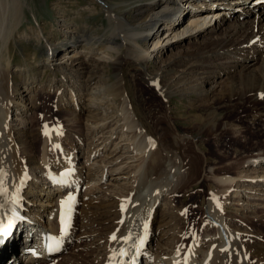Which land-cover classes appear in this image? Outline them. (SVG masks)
<instances>
[{"label":"bare ground","instance_id":"1","mask_svg":"<svg viewBox=\"0 0 264 264\" xmlns=\"http://www.w3.org/2000/svg\"><path fill=\"white\" fill-rule=\"evenodd\" d=\"M249 1L251 2L249 3ZM185 2L186 0H91V5L96 6L104 14L105 22L92 27V21L90 23L85 21L84 15L81 13L79 17L84 19L82 22H78L77 18L74 19L75 17L63 16L65 18L62 26L65 32L57 45L52 44L50 39L45 40L41 31L38 29L34 31V27H32L31 32L37 41L41 42L42 49L47 51L48 58L45 62L42 61L39 67L42 75L31 77L29 68L24 71L20 69L22 72L21 83L14 81V76L19 70L16 72L9 70L11 58L5 66V60L3 61V57L0 58V169L7 173L6 186L9 190L8 196L0 195V205H3L0 207V218H2L0 222L5 228L15 215H23L22 221L30 220L25 215L29 210L23 211V207L28 205L29 201L34 202V206H38V200H43L39 199L40 192L37 195L38 193L31 189L33 183L36 185L39 178L42 179L40 186L44 187V184H47L49 188H53V193H61L70 189V194L74 198L75 193L77 194L79 190V197L81 195L95 197L102 192L99 191L102 188L97 186L106 178V172L117 174L112 176L110 183L105 185L110 188L103 192L105 193L103 200L80 212L77 209L73 210L71 227L67 235L61 231V202L70 194L66 197L49 198L46 203L44 201L39 203L46 205H40L41 207L35 213L29 211L32 218L36 219L35 224H29L37 225L39 228L37 234L32 233L33 229L24 231L23 222L25 224V221L14 220L13 226L7 234L0 235V264H20L21 256L19 254L27 249L25 246L29 242L33 243L31 246L34 249L28 253L29 256L26 255L28 260L26 264H35L37 261H40L38 264H43L46 262L43 259L48 257L35 258V249L38 251L41 248L35 236L42 232L48 233L58 239L65 250L71 244V238L75 234L79 219L82 220V225L87 227L85 229L89 233L98 230L96 234L101 238L96 241V244L98 248H103L96 255L98 257L96 261H84L78 253H75L73 258H67L66 261L71 264H111L113 253H118L121 248L127 247L122 238L131 233L132 239L129 243H138L139 237L144 235L143 226L147 221V239L153 241L156 233L151 232V226L158 219L157 207L164 204L167 211L174 210V199L177 192L190 188L197 179H206L204 172L200 177H194L193 167L185 162V159L177 157L173 163L177 165V173L181 174L178 176V186L173 189L172 186H169L170 183L166 185L157 183L148 196H146L147 194L139 195L141 186L148 180L152 181L158 178L165 169L166 160L171 159V155L166 151L169 140L167 137H163L162 133L158 147L153 149L155 145L153 142L147 141L145 137L141 138L142 143H137L138 145H134L133 140L134 143L127 145L131 149L130 156L119 163V166L107 168L106 164L100 169L99 166L96 169L89 167L88 177L84 180L81 171L74 166L75 153L68 151L66 154L60 137L54 129L47 128L42 132L40 124L36 123L33 118L30 122L31 133H27L28 139L21 143L25 145L23 148L19 145L20 139L16 136L17 131L13 130L9 120L14 106L17 115L22 113L20 105L15 103L16 96L23 95L19 88L24 85L30 89V86L39 82V76L43 78L48 71L50 72L48 87L60 86L62 91L57 90L59 93L65 92L64 86L69 84L73 96L82 97L85 95L89 98H101L104 101L118 98L121 95L123 88L117 84L122 81L123 66L129 62L133 64L140 82L153 88L157 95L166 100L171 99L175 94L172 92L173 90L168 89V85L171 83L176 88H179L177 84L184 87L181 88L182 93L193 89L212 94L220 86L218 79L224 75L228 77L225 88L227 86L232 92L237 82L243 86V82L250 80L256 67L261 69V79L259 81L258 78V81L262 87L264 83V0H187V4ZM252 3H257V5L251 6ZM240 5V9L239 7L235 9V6ZM245 5L250 8L244 9V12L241 13L239 10ZM26 6L30 7L28 0H20L18 3L16 16L13 17L15 24L12 32L16 31L15 35L23 25ZM259 7L262 10H259ZM163 31H166L168 37H174L177 34H180L181 37L176 39V42L163 45V40L160 39V32ZM201 34H205L202 41L194 42L187 47L189 50L200 48V51H196V53L189 52V50L179 51L177 56H172L166 61L161 60L162 70L158 72L146 70V65L153 62V53L159 55L170 47L178 43L181 44L184 40L190 42V40L199 38ZM14 38L17 40L16 36ZM149 41L152 42L149 47H146L145 42L149 43ZM150 47H152L151 50ZM61 50L65 52V60L57 63L55 54ZM260 59L262 62L257 66ZM104 66L109 68L116 78L117 84L112 88L102 84L104 79L99 73ZM174 67L183 69L171 76ZM18 74L21 75V73ZM193 82L199 85L197 89H194ZM209 83L214 86L207 88ZM262 93L263 91L259 92V95ZM45 95L56 98L57 92L55 94L47 92ZM229 95V93H225L223 96ZM36 102V97L32 98L31 109L35 107ZM121 111L123 112L122 119L125 122L120 125H118L119 121L88 124L87 130L93 136L92 140H95L91 146L94 142L99 141L109 145L119 138L121 140L119 144H116V150H118L123 147L125 140L135 138L136 141L140 131L133 129L137 124L131 118L127 106L123 107ZM28 113L27 109L24 115H28ZM21 121L25 122L24 118ZM40 133H43L41 141L38 137ZM120 144L121 146H119ZM149 151L150 155L148 156ZM89 153H93V150L91 149ZM56 155L57 157H55ZM35 161L39 163L38 173L31 167ZM90 165L93 166V164ZM241 169L242 171L236 176L220 175L215 179L218 186L215 197L219 198L220 205L223 203L224 196H231L232 199L236 197L239 202L244 198V201L241 202L244 204V208L242 206L241 209L244 212H247L246 209L248 211L252 209L248 220H261L264 223V157L257 155L250 160L247 158L246 162L241 164ZM70 170L74 171L71 176L67 177L68 183L66 185L58 183L57 181L63 174ZM119 173H127L130 176H121ZM21 181H24L22 186ZM112 181L114 182L111 183ZM17 188L20 189L21 200L19 204H13L10 202V198L16 194ZM240 189L241 191H239ZM240 192L243 193L242 196L238 194ZM104 199L107 202L104 203ZM162 200L164 203H161ZM77 203H79V199L75 202V208ZM206 205L207 209L204 208V219L201 222L203 225L201 236L185 246L183 243L177 244L176 242L181 237L180 235L178 239H175L174 246H162L157 256L169 253L170 264H252L250 260H247L246 244L244 241H240L239 234L241 232L233 230L229 222L225 220L223 213L226 208L222 206L221 211L213 198L208 199ZM247 205H249L248 208H246ZM113 213L119 216L118 221L108 222V218ZM258 213L261 214V217L258 216ZM44 215L47 218L46 225L43 224ZM107 224H111L107 229L108 232H102ZM105 235L106 240L103 239ZM113 235L117 237L115 241L111 239ZM76 247L80 249L78 245ZM221 249L227 250L222 251ZM132 255H135V249L130 250L129 258ZM151 258L152 252L146 241L141 253L136 257V262L137 259L147 262ZM123 259L126 258L117 255V260ZM168 261L155 258L150 262L151 264H167Z\"/></svg>","mask_w":264,"mask_h":264},{"label":"rangeland","instance_id":"2","mask_svg":"<svg viewBox=\"0 0 264 264\" xmlns=\"http://www.w3.org/2000/svg\"><path fill=\"white\" fill-rule=\"evenodd\" d=\"M19 2L20 0H0V58L3 57V61H6H4V66L9 58H11L9 70L11 72L19 70L16 72L17 75L14 76V81L17 83H21L22 80V72H20V69L24 71V69L29 68L31 77L34 75H42L40 74L39 67L42 61L45 62L48 58L47 51L44 48L42 49L41 42L39 43L35 35L31 32L32 27H34V31L36 29L40 30L43 36H45V40L50 39L52 44L57 45L63 38L62 35L65 32L62 26L65 17H75L74 19L77 18L78 22H82L84 19L79 17L81 13L84 15L85 21L88 23L92 21V27L105 22L104 14L96 6L91 5V0H28L30 7H25L26 15L23 25L15 35L16 31L12 32L15 24V18L13 17L16 16ZM186 2L185 4H187ZM255 5L257 3H252L251 6ZM238 7L240 9L241 5L235 6V9ZM247 8L250 7L245 5L239 11L243 13L244 9ZM258 9L262 10L261 7ZM160 35L161 41L163 40V45L173 43L174 41L176 42L181 37L180 34L175 35L174 37L176 38L172 36L168 37L169 35H167L166 31L160 32ZM204 35L201 34L199 38L190 40V42L184 40L181 44L178 43L159 55L153 53V62H149L146 65V70L150 72L162 70L161 60L166 61L172 56H177L179 51L189 50L187 47L194 42L202 41ZM14 36L21 42L15 40ZM151 42H145L146 47H149ZM199 49L189 50V52L196 53V51H200ZM64 54V51H58L55 54V59L57 60L55 62H64ZM84 59L86 60V58ZM261 62L262 59L259 60L257 66ZM182 69L181 67H174L173 71L170 70L172 71L171 76L176 75ZM260 71L261 69L256 67V71L251 74L250 80L243 82V86L240 85V82H237L232 92H230V88L227 86L225 88L228 78L227 75L218 79V85L220 86L212 94L209 92L195 91L193 89L182 93L181 88L184 87L177 84L179 88H176L172 85L173 83H168L170 84H167L169 86H167L168 89L170 88V91L173 90L172 92L175 94L171 99L166 100L162 96L157 95L153 88L140 82V78L131 62L123 66L122 81L119 84H117L116 78H114L111 70L104 66L100 71L101 74L99 73L104 79L102 84L104 83V86H111V88L117 84L123 88L118 98L107 101L97 97L89 98L85 95H82V97L73 96L69 84H65V92L62 94L59 93L62 91L60 86L48 87L50 76V72L48 71L47 75L43 76V78L39 76V82L37 81L35 85L30 86V89H27L28 87L24 85L19 88L23 95L21 97L16 96L15 103L20 105L19 108L22 113L20 112L18 114L21 115H17V110L14 106L9 120L11 121L13 130L17 131L16 136L20 139L19 145L23 148L25 145L21 143H24L28 139L26 136L27 133H31L32 125L30 122L33 118L36 123L40 124L42 132L47 128L54 129L60 137L61 145L66 154L68 151L75 153L76 160L74 166L81 171L84 180L88 177L89 167L90 169L94 167L96 169L99 166L98 168L100 169L106 164L107 168H116L119 166L118 164L125 161V158L131 154V149L127 147L128 144L131 145L134 142V145L142 143V139L145 137L147 141L153 142L155 145L153 149L154 147H158L160 135L163 133V137H167L169 140V146L166 151L171 155V159L166 160L165 169L159 175L161 178L158 177L152 181L148 180L145 182L141 186L139 195L145 196L147 194L146 196H148L157 183L164 185L170 183L169 186H172L173 189L176 188L179 182H177L178 176L181 175L177 173V165L173 163L177 157L183 160L185 159L184 161L193 167L194 177H200L203 172L206 176V179L201 178L195 180V183L190 188L177 192L174 199V210L167 211L164 204L159 205L156 209L158 219L151 226V232L153 234L156 233V236L153 241L146 240L151 249L152 258L147 262L146 260L140 261V259H137L136 263L151 264L150 261H153L155 258L168 261L169 253L159 257L157 256L162 246H174L176 242L177 244L183 243L187 246L193 239L201 236L203 230L201 222L204 219V208L207 209L206 201L213 196L215 197L218 190L215 179L220 175L236 176L242 171L241 164L246 162L247 158L250 160L257 155L264 157V98L259 95V92L262 91V94H264V83L261 87L259 82L261 79ZM18 73H21V75ZM192 79L194 80V78ZM196 84V82L192 83L193 87L195 86L194 89L199 87ZM207 85V88L214 86V84L211 85L210 83ZM47 92H52L53 94L57 92L56 98L47 97L45 95ZM225 93H229L233 98L230 95L223 96ZM35 97L37 102L35 103V107L31 109L30 103L32 98ZM126 106L132 116L131 118L137 124L133 130L140 131L136 141L135 138L129 139L130 141L125 140L123 147L118 150H116V144H119L121 140L119 138L109 143V145L108 143H101L99 141L97 143L94 142L91 146L95 140H92L93 136L87 130L88 124L119 121L118 125H120L125 122L122 119L123 112L121 110ZM27 109L29 113L28 115H24ZM22 118H24L25 122L21 121ZM38 137L41 141L43 133H40ZM90 146L92 147L93 153H89L91 150ZM149 155L150 151L148 153ZM90 164H93V166ZM31 167L36 169L38 173L39 163L37 161ZM106 173V178L97 186L100 189L102 188L99 190L102 191L100 192L101 194L95 197L91 195V197L89 195H81L79 197V190L77 194L75 193V202L79 199V203H77L76 208L74 204L73 210L77 209L80 212L90 207V205L93 206L103 200L105 196L103 192L110 188L105 185L110 183L113 178L112 176L117 175L114 172ZM119 174L121 176H130L127 173ZM38 175L40 176V174ZM40 180L42 181L41 178L37 179V186L33 183L31 189L35 193L40 192L41 196L39 199L42 198V201L45 203L49 198L52 199L54 196L57 198L60 196L66 197L71 192L70 189H67L61 192L62 194L53 193V188H49L47 184L43 183L44 187H41ZM238 194L243 195L241 192ZM226 198H229V200H226ZM230 198L231 196H224L222 199V206L226 208L223 213L226 222H229L233 230L239 233L241 232L239 238L247 246V260H250L252 264L264 263V223L261 220H248L249 215L252 214V209L249 211L246 209L247 212L241 209L242 206L244 208V204L241 203L242 200L244 201V198L240 202L237 201L238 198L236 197L233 199ZM106 199L108 200V198ZM106 199H104V203L107 202ZM42 201L38 200V206H34V202L29 201V204L23 207V211L31 210V212L33 211L35 213L41 206L46 205L39 204L43 203ZM161 203H164V201L162 200ZM248 207L249 205L246 206V208ZM29 211L25 215L30 218L31 222L26 219L25 222L35 224L36 219L32 218ZM168 212L170 213L167 214ZM259 213L258 216L261 217ZM118 217L117 214L113 213L107 221L116 222L118 221ZM43 219L45 220V222L43 220V224L46 225L47 218L45 215ZM246 222L253 223L249 224ZM32 224H30L31 228L29 227V229H33L32 233L37 234L39 228L37 225L33 226ZM82 224V220L79 219L75 229V236L73 235L71 238L69 247L53 256L43 259V261H46L43 264H71L66 259L73 258L75 253H78L84 261L93 262L98 259L96 255L103 248H98L96 244V241L101 238L100 235L96 234L98 230L93 232L95 233L93 235ZM110 226L111 224H107L102 232L107 233V229ZM26 230L27 228L24 231ZM180 235L181 237L179 238ZM106 238L105 235L103 239L106 240ZM176 238L180 240L178 239L175 242ZM77 245L80 249L76 247ZM22 253L19 254L21 256L20 264H26L28 261L26 259L28 251H25L23 253L24 255ZM39 262L37 261L35 264ZM167 264H170V262L168 261Z\"/></svg>","mask_w":264,"mask_h":264},{"label":"snow or ice","instance_id":"3","mask_svg":"<svg viewBox=\"0 0 264 264\" xmlns=\"http://www.w3.org/2000/svg\"><path fill=\"white\" fill-rule=\"evenodd\" d=\"M261 96H262V98H264V94H261ZM45 127L47 128V126H45ZM72 171H74V170H70V171L65 172L63 174V176L57 182L66 185L68 183L67 177L72 175ZM6 179H7V173L4 170L0 169V195H2V196H8V192H9V190L6 186ZM25 179H26V177H25ZM23 182L24 181H21V186L23 185ZM19 191H20V189L17 188L16 194L10 198L11 203H13V204H19L20 203L21 197L19 195ZM212 198L215 200L217 207L220 208V210L222 211V205H220V203H219V198L214 197V196ZM74 204H75V198L71 194L69 196H67V198L64 201L61 202V208H62L61 231L65 235L68 234L70 227H71V217L73 214ZM0 207H3V205H0ZM122 210H123V208H122ZM16 219H21V217H19L18 215H15L13 217V219L9 221L7 228H5L2 224V222H0V235H6L8 230H10L12 228L14 220H16ZM0 220H2V218H0ZM143 227H144V235L139 237L138 243H129L132 239L131 233L128 236L122 238L123 241L127 244V247L121 248L118 253H116V252L113 253V257L111 258V264H136V257L141 253V251L145 245L146 239H147V233H148L147 221H145ZM111 239L113 241H115L117 239L116 235H113L111 237ZM131 249H135V255H132L129 258V253H130ZM221 250L226 251L227 249H221ZM117 255L119 257L126 258V259L117 260Z\"/></svg>","mask_w":264,"mask_h":264}]
</instances>
